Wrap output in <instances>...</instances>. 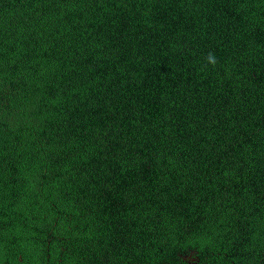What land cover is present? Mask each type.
<instances>
[{"label":"trees","instance_id":"16d2710c","mask_svg":"<svg viewBox=\"0 0 264 264\" xmlns=\"http://www.w3.org/2000/svg\"><path fill=\"white\" fill-rule=\"evenodd\" d=\"M180 249L264 264V0H0V264Z\"/></svg>","mask_w":264,"mask_h":264},{"label":"flooded vegetation","instance_id":"af4514ba","mask_svg":"<svg viewBox=\"0 0 264 264\" xmlns=\"http://www.w3.org/2000/svg\"><path fill=\"white\" fill-rule=\"evenodd\" d=\"M165 257H169L165 264H226L220 259L213 258L207 252H199L193 249L176 250L165 254Z\"/></svg>","mask_w":264,"mask_h":264},{"label":"clouds","instance_id":"9594fccd","mask_svg":"<svg viewBox=\"0 0 264 264\" xmlns=\"http://www.w3.org/2000/svg\"><path fill=\"white\" fill-rule=\"evenodd\" d=\"M208 64L215 65L217 63L216 57L214 53H209L208 57L206 58Z\"/></svg>","mask_w":264,"mask_h":264}]
</instances>
